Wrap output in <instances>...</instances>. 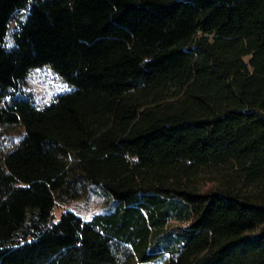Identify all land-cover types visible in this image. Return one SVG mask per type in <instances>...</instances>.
Masks as SVG:
<instances>
[{
	"label": "trees",
	"instance_id": "16d2710c",
	"mask_svg": "<svg viewBox=\"0 0 264 264\" xmlns=\"http://www.w3.org/2000/svg\"><path fill=\"white\" fill-rule=\"evenodd\" d=\"M39 64L71 85L43 106ZM165 254L264 264V0H0V264Z\"/></svg>",
	"mask_w": 264,
	"mask_h": 264
},
{
	"label": "rangeland",
	"instance_id": "374dc122",
	"mask_svg": "<svg viewBox=\"0 0 264 264\" xmlns=\"http://www.w3.org/2000/svg\"><path fill=\"white\" fill-rule=\"evenodd\" d=\"M14 21L10 19L4 41L10 45L13 42ZM20 86L31 92L33 102L38 106L48 103L57 93L67 90L71 85L50 65L39 64L28 67L23 73ZM19 127L16 125L12 129L4 131L5 140L11 143L18 139ZM111 195L101 184H94L80 196L71 198L63 203H56L53 206V215L57 217L61 210L71 208L84 217L91 216L94 212L110 205ZM141 264H169L168 254Z\"/></svg>",
	"mask_w": 264,
	"mask_h": 264
}]
</instances>
